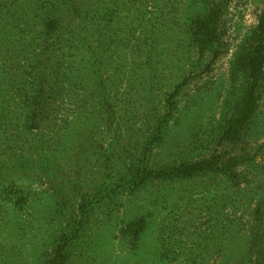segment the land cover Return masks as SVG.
Segmentation results:
<instances>
[{
  "label": "rangeland",
  "instance_id": "obj_1",
  "mask_svg": "<svg viewBox=\"0 0 264 264\" xmlns=\"http://www.w3.org/2000/svg\"><path fill=\"white\" fill-rule=\"evenodd\" d=\"M14 7L24 22L9 23ZM0 9V264H45L81 218L67 264H264V69L254 111L237 125L246 80L230 72L264 0H0ZM210 9L220 12L214 54L188 33ZM54 13L64 41L52 47L40 19ZM47 52L65 70L30 129L33 92L14 68ZM203 160L212 172L168 174ZM93 203L83 217L80 205Z\"/></svg>",
  "mask_w": 264,
  "mask_h": 264
},
{
  "label": "trees",
  "instance_id": "obj_2",
  "mask_svg": "<svg viewBox=\"0 0 264 264\" xmlns=\"http://www.w3.org/2000/svg\"><path fill=\"white\" fill-rule=\"evenodd\" d=\"M27 5V4H26ZM29 5V4H28ZM9 23L11 22H24L26 18V11H22L19 8L7 9ZM18 15H17V14ZM218 9H210L203 15V17H193L188 25V33L191 42L200 51L206 49L211 50L214 54L219 47L218 41V29L217 21L220 18ZM3 16V11L0 9V19ZM58 13L51 15V18L40 19L42 20V28L52 41V47L60 44L64 41L63 35L59 33L58 24L59 21ZM17 19V20H16ZM4 39H9L8 33L2 32ZM72 53L70 57L74 59L82 58L83 55L79 53V47H72L70 49ZM56 51L47 52L45 54L36 55L29 60L26 66L21 67L17 65L16 70H19L21 75L26 77L27 84L31 92H33V97L30 99V107L27 112L30 114L28 123L31 124L30 129H34L37 123L41 122L46 110V99L45 97L52 93V81L53 79H58L59 75L65 70L64 63L59 57H54L50 63H46L44 56L49 53V55L54 54ZM264 69V15L261 16L257 29L252 33L249 42L242 43L238 50L234 53L233 60L231 62L230 72L232 77H237V74L243 73L246 84L243 86L242 97L240 101V109L237 117L234 119V124H242L245 122L251 113L254 111L255 105V89L259 77L262 75V70ZM112 108H107L109 114L108 118H111ZM229 133L233 132V127H229ZM215 163L208 160H203L193 164H184L179 167L172 169L168 174L174 179H190L200 174H205L206 172H212V168ZM224 172V169H221ZM230 172L224 173V175H229ZM135 180V179H134ZM138 181V179H136ZM136 186V182L134 186ZM96 198V197H93ZM102 201V200H101ZM100 203H103L100 202ZM65 203H62L64 205ZM99 204V203H97ZM96 203L85 205L81 204L80 209L82 216L90 218L89 210L95 207ZM84 210L86 211L85 213ZM64 220L67 224L68 230L71 228L72 217L69 214L64 215ZM83 220L82 218L80 221ZM78 223L79 227L76 231L71 233L70 239H65L67 235H61V239L55 244L53 250V256L45 264H67L70 260L71 247L79 237V234L83 231L80 226L82 221ZM132 227V228H131ZM129 228L133 238H137L141 230H143L144 225L139 222L130 226ZM75 239V240H74Z\"/></svg>",
  "mask_w": 264,
  "mask_h": 264
}]
</instances>
